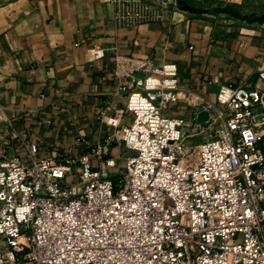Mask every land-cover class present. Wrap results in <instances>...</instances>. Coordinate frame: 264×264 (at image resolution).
Wrapping results in <instances>:
<instances>
[{
	"label": "built area",
	"instance_id": "1",
	"mask_svg": "<svg viewBox=\"0 0 264 264\" xmlns=\"http://www.w3.org/2000/svg\"><path fill=\"white\" fill-rule=\"evenodd\" d=\"M114 1L128 23L164 11ZM112 60L130 123L108 101L103 134L77 137L63 162L17 134L21 153L0 147V264H264V59L257 84H221L191 120L164 113L178 101L174 62ZM120 145L127 155L112 154Z\"/></svg>",
	"mask_w": 264,
	"mask_h": 264
},
{
	"label": "crops",
	"instance_id": "2",
	"mask_svg": "<svg viewBox=\"0 0 264 264\" xmlns=\"http://www.w3.org/2000/svg\"><path fill=\"white\" fill-rule=\"evenodd\" d=\"M116 6L114 0H0V147L21 153L17 134L40 140L43 153L63 162L64 152L83 148L77 137L92 142L103 134L99 110L108 101L130 123L126 96L111 91L116 52L177 65L178 101L164 110L174 117L193 119L223 83H258L264 32L191 11L164 10L128 23L116 17Z\"/></svg>",
	"mask_w": 264,
	"mask_h": 264
},
{
	"label": "rangeland",
	"instance_id": "3",
	"mask_svg": "<svg viewBox=\"0 0 264 264\" xmlns=\"http://www.w3.org/2000/svg\"><path fill=\"white\" fill-rule=\"evenodd\" d=\"M151 9L174 10L177 12L191 11L210 16L226 17L234 20L238 25L254 31L264 32V0H173V3L161 5L160 0H141ZM188 6L200 9L197 12ZM209 133L187 140L188 147L195 146L203 139H209ZM126 147L120 145L112 152L114 155H127ZM121 153V154H120Z\"/></svg>",
	"mask_w": 264,
	"mask_h": 264
},
{
	"label": "water",
	"instance_id": "4",
	"mask_svg": "<svg viewBox=\"0 0 264 264\" xmlns=\"http://www.w3.org/2000/svg\"><path fill=\"white\" fill-rule=\"evenodd\" d=\"M203 118H204V114L200 113L199 116H198V119H203Z\"/></svg>",
	"mask_w": 264,
	"mask_h": 264
}]
</instances>
